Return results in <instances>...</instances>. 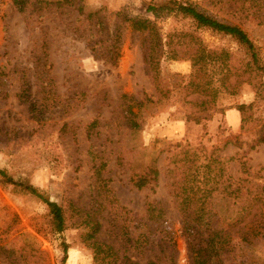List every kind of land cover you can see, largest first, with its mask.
Here are the masks:
<instances>
[{
  "label": "rangeland",
  "instance_id": "374dc122",
  "mask_svg": "<svg viewBox=\"0 0 264 264\" xmlns=\"http://www.w3.org/2000/svg\"><path fill=\"white\" fill-rule=\"evenodd\" d=\"M162 1L27 0L20 11L13 0H0V169L61 204L68 216V226L58 232L48 205L0 174V264H105L102 256L96 259L75 207L96 216L98 238L116 246L120 258L199 264L172 194V184L184 180L192 165L182 147L196 150L199 164L214 148L230 159L225 179L229 190L241 187V197L216 194L214 211L221 217L238 216L244 202L254 200L263 207L254 211L264 214V143H258L264 100L256 99L264 78L255 76L247 49L233 36L199 28L175 12L148 9ZM191 1L243 27L264 63V0ZM127 17L141 19L153 33L134 29ZM116 31L120 53L112 63L107 56ZM196 41L215 60L195 67L184 52L195 50ZM156 46L150 65L144 47L150 52ZM171 48L181 51L179 57L166 52ZM26 87L34 111L21 96ZM253 101L245 129L230 130L227 112ZM214 106L227 108L226 114L205 125L186 121L199 108ZM94 119L99 125L89 131ZM236 137L238 143L229 142ZM102 160L106 192L95 186ZM154 171L157 181L143 188L133 183L134 175ZM150 202L164 208L163 218L149 217ZM244 229L230 232L223 264H264V237L249 241Z\"/></svg>",
  "mask_w": 264,
  "mask_h": 264
},
{
  "label": "trees",
  "instance_id": "16d2710c",
  "mask_svg": "<svg viewBox=\"0 0 264 264\" xmlns=\"http://www.w3.org/2000/svg\"><path fill=\"white\" fill-rule=\"evenodd\" d=\"M254 2L255 0H250ZM17 9L24 11L27 0H13ZM253 6V5H252ZM148 9L156 13L162 11L175 12L181 14L185 17L192 18L199 28H208L216 32L233 36L241 45L247 49L249 53L248 66L253 70L255 76H261L264 78V63L260 58L258 45L250 37L248 32L238 24L229 23L212 16L199 8L191 0H165L160 3L150 4ZM131 21L132 26L136 30H145L147 26L144 22L137 18H128ZM151 35L153 32H150ZM157 31V30H156ZM157 33V32H155ZM114 39L112 46L109 49V55L107 58L116 63L120 53V32L116 31L114 34ZM183 43V42H182ZM182 43H180L182 45ZM168 46L171 45V40L167 42ZM195 50L185 51L184 55L188 56L193 60V65L196 67L202 64V61L207 59L215 60L213 58V53L210 49L203 44L202 41H196ZM156 47H150V52H147L144 47L145 60L152 65L153 59H156L159 54V50ZM165 50V49H164ZM166 51V50H165ZM167 53H172L171 57H179V51L173 50L172 48ZM190 52V53H189ZM187 53V55H186ZM39 60V58H38ZM230 72V68H227L222 80L226 78V75ZM44 73V72H42ZM43 76V74H42ZM45 81L41 84L44 89H46L50 82ZM262 83L264 84V80ZM1 82V80H0ZM261 86V85H260ZM256 99L264 100V90L256 87ZM29 87L24 88L23 94L21 96L25 97L26 102L29 101V108L34 111L36 107L35 98L30 100L32 96L28 91ZM255 101L251 103H241L236 106V109L240 111L241 114V126L245 129L246 124L253 117V108ZM196 114L189 115L186 121L192 120L197 124H206V122L213 120L215 114L222 113L226 114L227 108L214 106L213 108H199L196 110ZM99 125V120L94 119L89 125V131L94 130ZM136 122H132V127H137ZM229 129H233L228 125ZM260 130L258 143H264V125ZM222 128V125L219 126ZM229 142L238 143L237 137ZM184 153L186 154L185 162L192 164L188 168L187 177L180 183L174 182L172 194L175 198V202L182 214L185 234L189 238V249L191 256L199 264H223L224 255L226 254V249L229 246L230 232L236 227H246L242 234L246 236L249 241H254L256 238L264 237V214L261 212L258 214L255 209H263L262 205L254 201H245L242 205L240 214L234 218L221 217L216 211H214V197L216 194L223 193L225 196L234 197L237 195L239 198L241 187L237 186L234 189H230V183H227L226 178L227 166L226 163L229 158L223 157L218 153V148L208 154L203 153V161L199 164L201 155L198 154L196 150L186 149L182 147ZM107 162L102 160L95 167V186H97L98 191H108L109 190V179L104 175L106 170ZM200 170L203 173V180L199 179ZM1 177L6 178V182H11L17 185H21L27 192L34 194L35 196L41 198L49 207L50 214L55 222V229L58 232H63L68 222V216L66 209L56 201L47 198L44 193L40 192L38 189L34 188L29 184H24L22 182H15V180L4 170L0 169ZM159 173L154 171L152 173H145L140 175H134L132 178L133 183L139 187L143 188L151 183V181H157ZM220 195L219 198L225 197ZM235 196V198H238ZM258 202L262 199L258 198ZM248 203V204H247ZM74 206L73 204L71 205ZM77 210V216L82 218L79 222L80 225L88 228L85 233V237L88 239L90 245L93 247L96 259L102 256V260L105 264H140L133 261L128 256L124 255L120 258L119 249L116 246L101 241L98 238V233L101 228V223L96 219V216L91 212H86L84 215L75 207V212ZM149 217L152 219H160L165 215V210L162 206H158L155 203L148 204ZM76 214V213H75ZM258 214V215H257ZM227 222V223H223ZM206 235V236H204ZM67 251V248H65ZM100 255V256H99ZM65 264V263H63ZM147 264H157L156 261L150 260Z\"/></svg>",
  "mask_w": 264,
  "mask_h": 264
},
{
  "label": "crops",
  "instance_id": "0c3cea01",
  "mask_svg": "<svg viewBox=\"0 0 264 264\" xmlns=\"http://www.w3.org/2000/svg\"><path fill=\"white\" fill-rule=\"evenodd\" d=\"M228 124L233 130L240 128L241 126V114L238 109H230L227 112ZM232 117V118H231Z\"/></svg>",
  "mask_w": 264,
  "mask_h": 264
}]
</instances>
